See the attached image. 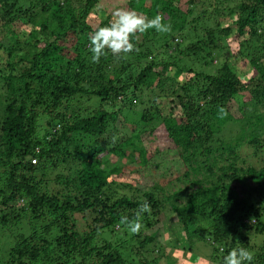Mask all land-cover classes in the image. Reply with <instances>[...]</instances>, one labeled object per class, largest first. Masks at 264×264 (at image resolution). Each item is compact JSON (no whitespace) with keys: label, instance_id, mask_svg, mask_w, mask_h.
I'll return each mask as SVG.
<instances>
[{"label":"trees","instance_id":"1","mask_svg":"<svg viewBox=\"0 0 264 264\" xmlns=\"http://www.w3.org/2000/svg\"><path fill=\"white\" fill-rule=\"evenodd\" d=\"M100 1L0 0V240L5 232L16 240L0 264H136L118 243L128 237L145 264H159L151 229L168 207L189 238L214 247L205 264H223L233 248L264 264V0H126L107 12ZM215 3L221 9L209 11ZM118 9L149 20L159 14L170 31L137 33L138 52L114 57L106 49L92 63L88 37ZM202 15L204 35L179 48L175 38ZM230 43L256 71L248 82L229 63ZM241 95L250 100L234 105ZM167 102L174 106L164 114ZM138 106L139 119L124 114ZM159 128L181 167L165 186L130 181L151 205L132 234L120 217L134 219L144 201L120 191L131 186L122 164L129 158L138 173L150 165L134 140L142 144V134ZM76 216L91 219L88 229ZM179 257L201 262L192 250Z\"/></svg>","mask_w":264,"mask_h":264},{"label":"rangeland","instance_id":"2","mask_svg":"<svg viewBox=\"0 0 264 264\" xmlns=\"http://www.w3.org/2000/svg\"><path fill=\"white\" fill-rule=\"evenodd\" d=\"M126 0H101L100 1V7L103 8L104 11L110 10L115 8V6H121V4L125 3ZM215 7H210L209 11H214L215 9L221 7H217V4H214ZM107 12V11H106ZM206 16L202 15L201 20L199 21L200 23H192L187 26V30L184 33L183 36H178L177 40L175 43H181V46L179 48L185 49L187 45L190 43V41L193 38L198 39L197 35H204V29L201 26V21L206 20ZM220 20L221 23L223 22L224 25H231L232 20L230 18H225L223 19L222 17L215 16L213 19L214 23L216 21ZM212 21V22H213ZM197 27V34L192 33L194 29ZM28 29V27H26ZM192 33L191 37H186V34L189 35ZM190 36V35H189ZM195 36V37H194ZM231 44V45H230ZM230 48H231V55L229 58V63L231 64L232 68L235 70V73L239 75L244 82H248L252 77L256 75V71L253 69L251 66L250 62L243 58L242 55H238L235 45L233 43H230ZM177 49V48H176ZM4 55V54H3ZM5 57V56H3ZM6 60L3 58L1 62H5ZM3 63H1L0 67H3ZM4 69V68H3ZM168 73V75L173 76L174 72L171 70ZM190 76H182L179 80L181 83H184L183 81H189ZM3 82L0 83V93H3ZM148 92H146L145 96L147 95ZM250 100V97H246L241 95L240 98H236L234 101V105H240L242 102ZM139 104V103H138ZM137 104V105H138ZM177 105V104H175ZM174 106V103L172 102H167L165 106H162V112L166 114L167 112L170 111L171 107ZM140 107H135V110L130 111L128 109L124 110V114L127 116H130L131 119L136 120L137 118L139 119V115H137V111L139 112ZM237 106L233 107V112L236 114L235 117H240L238 113L236 112ZM180 110H177L179 113L178 115L181 116L182 112H179ZM153 126L155 127H160L161 123L154 124ZM152 126V127H153ZM124 130L127 132H131L132 128L130 126H127V128H124ZM156 131L154 133H149L146 132L141 135V143H138V140H134L136 142V145L138 146L139 150L142 151L145 149L148 153V159H150L151 164L146 166V167H139V173H138V165L134 163L133 165L129 162V158L124 160L123 166H125L127 170V176L129 179H125L126 184H129L131 186H123L120 185V191L126 195H129L131 198L138 199V200H143L144 202H147L143 198V192H141L137 187L134 185L130 184V181L134 182H139L138 186L142 189L146 187H152L154 185L158 186H165L168 181L170 180H175L176 177L178 176L177 173L174 171L172 172L171 169L176 170V168H173L174 166H178L179 168L181 167L178 163H180L179 160L180 158L176 153H173L172 151L170 152L167 149V143L165 141V136H164V130L158 129L161 131ZM140 131V128L138 127L137 132ZM126 133H125V138L126 139ZM131 134H128V137H130ZM138 143V144H137ZM128 150H131L129 148ZM138 150V153L140 152ZM253 150L247 146H245L244 150V155L246 158L249 160L250 163L256 165V166H261L262 162L257 161L253 157H251ZM140 154V153H139ZM137 155V154H136ZM113 165H117L116 163ZM132 166H137L136 169H131ZM171 167V168H170ZM171 171V172H170ZM167 180V181H166ZM186 184H180V187L182 188ZM173 187V189H172ZM176 188H179V186L173 185L171 186V192H174ZM169 192V193H171ZM165 194H168V192ZM160 198L163 200V196H160ZM91 222V219L87 218L84 219L82 216H76V223L83 229L86 230L88 229V224ZM152 231L156 230V236L155 239L159 243L157 247L152 246L151 250L154 251V249L159 251V256H161V259L159 261V264H184V263H178L179 260L184 261V257L180 258L179 255L183 253V251L187 252L192 250L196 255H199V258H201V262L199 264H205L207 260L210 259L212 255H214V247L210 245L208 242L201 240L199 238H189L186 234L185 228L183 225L179 222L178 217L170 210L168 207L161 215H160V223L157 224L155 227L151 229ZM150 230L148 229H143L142 233L144 234H149L148 233ZM10 233H12L10 231ZM118 235L117 233L114 235V237ZM14 234H8L4 233V240L3 242L0 240V258L7 252L9 249L12 247V245L16 242L14 241ZM125 238V237H124ZM124 238H122V241H124ZM99 238L98 240H100ZM114 239V240H116ZM103 243V241H101ZM121 246V250L124 252L126 257H129L130 260L135 261L136 264H145L146 263V256L142 252V248L140 247V244L138 243L137 239H131L130 237L127 238L126 242H118ZM163 246V248L160 247ZM168 251H165V250ZM167 253V254H166ZM168 255V259L165 260V256ZM152 257H154V252L151 254ZM182 261V262H183Z\"/></svg>","mask_w":264,"mask_h":264},{"label":"clouds","instance_id":"3","mask_svg":"<svg viewBox=\"0 0 264 264\" xmlns=\"http://www.w3.org/2000/svg\"><path fill=\"white\" fill-rule=\"evenodd\" d=\"M163 19L164 18L159 14L149 20L147 17L135 11L124 9L114 11L111 22L107 26L98 27L88 37L91 62L99 63L100 58L106 54V49L109 50L114 57L126 56L133 51L138 52L139 49L132 43V38L136 36L137 33L144 34L149 29H155L158 33L169 32L171 26L164 24ZM184 33L180 32L178 36H183ZM220 112L226 115L223 109H221ZM150 212L151 205L144 202L135 211L134 219L130 220L128 216L122 215L119 220V225H123L132 234H138L142 228V214H150ZM253 259V254L247 249L233 248L223 257V264H245V262L251 264Z\"/></svg>","mask_w":264,"mask_h":264}]
</instances>
